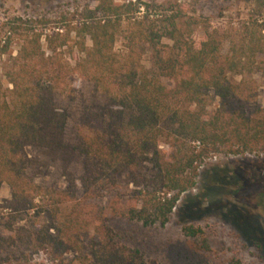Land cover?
<instances>
[{
  "label": "trees",
  "instance_id": "obj_1",
  "mask_svg": "<svg viewBox=\"0 0 264 264\" xmlns=\"http://www.w3.org/2000/svg\"><path fill=\"white\" fill-rule=\"evenodd\" d=\"M94 1L1 23L0 264H177L176 243L151 244L146 232L165 226L201 160L264 153L249 78L264 73V0L222 28L210 19L236 0ZM46 164L61 187L35 182ZM21 214L27 223L12 228ZM179 231L208 251L199 227ZM245 240L264 264V247Z\"/></svg>",
  "mask_w": 264,
  "mask_h": 264
},
{
  "label": "rangeland",
  "instance_id": "obj_2",
  "mask_svg": "<svg viewBox=\"0 0 264 264\" xmlns=\"http://www.w3.org/2000/svg\"><path fill=\"white\" fill-rule=\"evenodd\" d=\"M110 1L113 4H122L134 0ZM84 2L91 6L95 4L94 0H0V39L6 36L5 27H2L1 23L11 16L44 15L52 18L51 16L64 8L70 14L75 5ZM214 2L217 4L218 0ZM250 2L236 0L230 6L225 5V10L220 11L218 17L214 16L210 19L211 26L222 28L229 22L232 25L239 24L250 13L248 9ZM139 8L141 11H138L137 15L142 12V7ZM207 8L209 11L217 10L218 7L209 5ZM67 17L71 16L67 14ZM196 33L199 35L198 32ZM17 46L18 40L13 37L6 49L7 53L13 55ZM116 50L122 51L120 43L116 44ZM225 50L226 44L222 46V52ZM4 59L5 55L0 56V68ZM143 64L146 66V62L143 61ZM227 78L235 82L239 80V76L227 75ZM249 78H252L256 84V102L263 106L264 73H254ZM207 96L210 102L207 111L211 112L216 106V98L210 92ZM25 152L29 156L36 155L31 148H26ZM34 179L42 186L55 188L62 186L59 170L53 164H46L40 168ZM263 196L264 153L206 156L197 168L193 188L179 195L163 228L146 232L147 242L176 243L181 259L177 264H229L233 257L245 264H263V261L256 257L257 249L245 240L250 238L264 247ZM8 198V188L5 184H1L0 202ZM28 219V214H21L12 228L26 224ZM180 224L199 227L207 238L208 251H196L183 240L179 231ZM184 256H187L186 260H183ZM26 264L48 263L41 256H33Z\"/></svg>",
  "mask_w": 264,
  "mask_h": 264
},
{
  "label": "water",
  "instance_id": "obj_3",
  "mask_svg": "<svg viewBox=\"0 0 264 264\" xmlns=\"http://www.w3.org/2000/svg\"><path fill=\"white\" fill-rule=\"evenodd\" d=\"M262 203H263V215H264V196H263Z\"/></svg>",
  "mask_w": 264,
  "mask_h": 264
},
{
  "label": "built area",
  "instance_id": "obj_4",
  "mask_svg": "<svg viewBox=\"0 0 264 264\" xmlns=\"http://www.w3.org/2000/svg\"><path fill=\"white\" fill-rule=\"evenodd\" d=\"M138 10L141 11L140 8Z\"/></svg>",
  "mask_w": 264,
  "mask_h": 264
}]
</instances>
